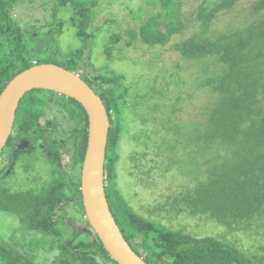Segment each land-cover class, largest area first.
Returning a JSON list of instances; mask_svg holds the SVG:
<instances>
[{"label":"trees","instance_id":"1","mask_svg":"<svg viewBox=\"0 0 264 264\" xmlns=\"http://www.w3.org/2000/svg\"><path fill=\"white\" fill-rule=\"evenodd\" d=\"M26 1L0 0V95L21 72L35 64L53 63L78 73L100 96L111 124L105 162L106 196L111 213L130 247L147 264H254L235 247L214 237H194L143 217L123 195L117 168L122 159L120 150L126 140L134 139V134L126 131L123 111L133 109L140 101H127L132 87L128 82L127 89L122 90L125 88L124 83L122 85L124 74L90 76L83 67H88V63H82L85 53H91L86 43L102 32L93 25L97 15L95 7L104 0H43L39 5H48L51 13L47 20L51 27L48 36L39 33L41 27L22 26L21 20L14 16L15 10ZM108 1L106 3L110 5L120 0ZM237 1L224 0L213 7L201 5L196 12L199 33L175 43L178 59L182 61L173 66L186 72V81L190 80L194 86L183 90L187 96L206 89L213 94L204 99L206 102L202 110L198 109V117L196 114L184 115L180 118L181 124L176 125L177 152L187 148L191 167L189 177L196 182L184 201L192 214H208L228 226L264 218V18L249 21L247 26L219 34L217 38L209 34L216 22V14L225 7L231 8ZM28 3L34 4V8L38 5L37 0ZM181 4L182 0H146L144 6L129 12L143 23L139 31H129L131 37L135 39L139 34L143 44L153 47L165 45L174 32L185 34L187 20L180 15ZM149 7L152 8L150 13ZM158 7L162 11L155 13ZM67 9L74 10L73 25L84 40L80 49L64 54L58 46L63 22L57 18ZM262 11L264 0H259L253 7L252 16L260 17ZM31 17L35 22L40 20L34 15ZM161 19L166 23V31L159 27ZM55 24L57 27H53ZM116 24L121 25L122 21H116ZM107 30L109 32L110 28ZM118 39L117 33L110 36V41L117 42ZM106 52L110 54L107 48ZM57 55L61 60L55 59ZM40 57L48 59L36 60ZM52 59L56 62H48ZM147 64L153 69V62ZM160 71L165 70L160 68ZM170 76L164 80L167 86L174 82L172 74ZM175 84L171 92L181 86ZM177 93L183 94L182 91ZM143 94L139 93L137 96L140 97L136 98L142 99ZM177 107L173 104V111H183L182 107ZM50 108H56L73 123L70 140L74 148L68 146V152L56 136L60 120L57 116L50 117L47 112ZM88 133V115L80 103L65 95L38 89L28 92L21 100L14 135L5 146L8 153L6 163L0 169V210L26 222L32 234L40 235L49 248L56 249L58 255L53 264H118L90 226L83 204L78 174L81 171L82 175ZM25 142L48 148L46 154L58 168V177L40 192L14 191L6 187L9 182L4 179L6 171L26 158L19 159L17 153ZM179 144L183 147H177ZM64 165H69L68 172H63ZM62 223L83 228L84 233L94 238L93 248L73 247L61 230ZM3 231L0 230L2 238L5 236ZM2 240L0 264H38L37 260H41L40 254L36 255L28 247L19 248L20 242ZM39 264L51 263L41 260Z\"/></svg>","mask_w":264,"mask_h":264},{"label":"rangeland","instance_id":"2","mask_svg":"<svg viewBox=\"0 0 264 264\" xmlns=\"http://www.w3.org/2000/svg\"><path fill=\"white\" fill-rule=\"evenodd\" d=\"M37 1L38 5L34 8V4L28 3L29 0H27L15 10L14 16L21 20L22 26L30 24L29 26L41 27L39 33L42 36H48L51 29L47 25V20H50L51 17L50 9L48 5H39L43 0ZM107 1L104 0L95 7L97 15L93 26L101 28L102 32L86 43L90 46L91 53L89 55L87 52L85 53L82 63H88V67H83L90 76L98 75V73L108 77L124 74L125 81L122 82V85L124 83L123 87L125 88L122 90L127 89L128 82L132 87L128 92L127 101H140L133 108L134 111L126 108L123 111V116L127 121L126 131H131L134 134V139L126 140L120 150L122 159L117 168L118 181L119 185L123 187V195L133 209L145 218L159 222L173 231H180L194 237H214L235 247L254 264H264V218L233 223L232 226H228L218 223L208 214L191 213V208L184 200L190 189L195 187L196 182L190 180L191 177H189L191 167L187 157V148L177 152L175 145L178 139L175 134L176 125L181 124L180 118H183L184 115L188 117L195 114L198 117V109L202 110L201 107L206 102L204 99L213 97L212 92H209L208 89L198 91L194 88L196 91L188 96L184 92L194 86L190 80L186 81L184 76L186 72H180L177 67H173L177 62L182 61L178 59L180 56L175 51V43L199 33L196 12L202 4L213 7L224 0H182L180 15L183 20H187L185 34L174 32L165 45L153 47L143 44L139 34L133 39L129 32L134 29L139 31L143 24L142 21L134 19L129 12L144 6L146 0H120L119 2L113 1L110 5L106 3ZM258 1L238 0L231 8H223L216 14V22L211 27L212 31L209 34L217 38L219 34H226L239 27L247 26L249 21L264 18V11L260 12V17L252 16L253 7ZM108 3L110 2L108 1ZM151 10L152 8L149 7L148 12L150 13ZM158 11H162V8L158 7L155 13ZM31 15L40 20L35 22ZM73 16L74 10L67 9L62 10L57 18L58 21L63 22L61 34L59 37L56 35L60 53L75 51L83 45L84 36H79L73 25ZM162 20L159 27L166 31V23ZM116 21H122V24L117 25ZM53 27H57V25L55 24ZM106 28H110V31H106ZM114 33L119 35L117 42L110 41V36ZM106 48L110 50V54H107ZM43 59L47 60L48 58L40 57L36 60ZM55 59L61 60L60 55H57ZM53 61L52 59L48 62ZM148 61L153 62V69L147 64ZM160 68H164L165 71L160 73ZM171 74L173 81L181 85L178 86L179 89L175 87L172 92L171 89L176 84L173 82L167 86L164 82L171 78ZM180 91L183 94H175ZM139 93H144L142 99L136 98L140 97L137 96ZM173 104L178 106L177 108L182 107L183 111L180 113L173 111ZM47 112L51 114L50 117L57 116L56 119L60 120L56 136L68 152V146L74 148L70 140L73 123L69 121L68 117H63L56 108H50ZM138 134L140 137L136 138ZM178 146L183 147L182 144ZM47 151L48 148H41L38 143L36 145L26 142L22 144L18 148V157L20 159L26 156V158L6 171L4 179L9 180L8 183L6 182V187L12 188L11 190L14 191L28 189L40 192L48 186L58 177L56 173L58 168L46 154ZM2 153L0 169L6 163L5 155L8 153V147H5ZM132 156L134 158H131ZM63 167H65L63 172L70 170L69 165ZM25 170L28 172L25 173ZM78 175L81 176V171ZM196 177L193 175V178L198 180ZM65 179L69 180V177L66 176ZM61 222L66 221L61 219ZM62 224L61 230L66 234V240H70L73 247L93 248L94 238L84 233L83 228L67 226L68 223ZM0 230L5 232L3 238L0 235V241H3L2 239L5 241L16 240L21 243V245L18 244L19 248L26 246L36 255L40 254L38 258L42 261L54 263V259L58 255V252H55L56 249L49 248L39 238L40 235L36 237L32 234L33 231H29L26 222H21L14 215L0 210ZM132 245L135 247L134 243ZM41 260H37L38 264Z\"/></svg>","mask_w":264,"mask_h":264},{"label":"water","instance_id":"3","mask_svg":"<svg viewBox=\"0 0 264 264\" xmlns=\"http://www.w3.org/2000/svg\"><path fill=\"white\" fill-rule=\"evenodd\" d=\"M38 89L72 98L86 111L89 133L81 175L86 217L104 248L118 264H147L130 247L109 208L105 162L111 124L102 99L78 73L52 63L37 64L18 74L8 84L0 95V154L12 136L21 100L28 92Z\"/></svg>","mask_w":264,"mask_h":264},{"label":"flooded vegetation","instance_id":"4","mask_svg":"<svg viewBox=\"0 0 264 264\" xmlns=\"http://www.w3.org/2000/svg\"><path fill=\"white\" fill-rule=\"evenodd\" d=\"M12 135H14V128H13V133H12Z\"/></svg>","mask_w":264,"mask_h":264},{"label":"clouds","instance_id":"5","mask_svg":"<svg viewBox=\"0 0 264 264\" xmlns=\"http://www.w3.org/2000/svg\"><path fill=\"white\" fill-rule=\"evenodd\" d=\"M36 65V64H35ZM129 244V243H128Z\"/></svg>","mask_w":264,"mask_h":264}]
</instances>
